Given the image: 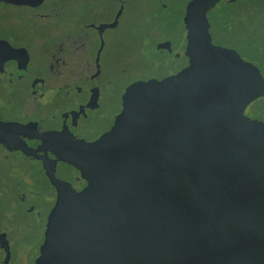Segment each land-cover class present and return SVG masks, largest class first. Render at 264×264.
Instances as JSON below:
<instances>
[{
    "label": "water",
    "instance_id": "95a60500",
    "mask_svg": "<svg viewBox=\"0 0 264 264\" xmlns=\"http://www.w3.org/2000/svg\"><path fill=\"white\" fill-rule=\"evenodd\" d=\"M216 1L187 4V67L130 85L108 132L58 156L87 184L50 176L35 264H264V122L245 115L264 77L212 44Z\"/></svg>",
    "mask_w": 264,
    "mask_h": 264
},
{
    "label": "flooded vegetation",
    "instance_id": "af4514ba",
    "mask_svg": "<svg viewBox=\"0 0 264 264\" xmlns=\"http://www.w3.org/2000/svg\"><path fill=\"white\" fill-rule=\"evenodd\" d=\"M112 1L0 2V264L36 263L58 194L50 176L77 192L86 186L58 156L108 132L130 85L189 64L191 0ZM179 1L175 35L164 28ZM261 14L264 0H217L206 13L212 44L255 65Z\"/></svg>",
    "mask_w": 264,
    "mask_h": 264
},
{
    "label": "rangeland",
    "instance_id": "374dc122",
    "mask_svg": "<svg viewBox=\"0 0 264 264\" xmlns=\"http://www.w3.org/2000/svg\"><path fill=\"white\" fill-rule=\"evenodd\" d=\"M109 1H112V0H108V2ZM184 5L185 4L182 1H179L178 3L173 2L172 13H166V15L169 17L170 22H169V25L164 28L165 32L170 31L172 32V34H175V35L180 34V29H179L181 27L180 19L183 13ZM0 9H3V7H1ZM114 34H116V31H111L109 32L108 35L109 37H112V35ZM258 46L261 48L262 53L260 54V57H259L260 61H254V63L260 69L264 77V43H260ZM121 90L122 88L119 87L118 89L119 93H121ZM254 113H260V120L264 122V97H261L255 100L254 102H252L245 110L246 116H252L254 115Z\"/></svg>",
    "mask_w": 264,
    "mask_h": 264
},
{
    "label": "trees",
    "instance_id": "16d2710c",
    "mask_svg": "<svg viewBox=\"0 0 264 264\" xmlns=\"http://www.w3.org/2000/svg\"><path fill=\"white\" fill-rule=\"evenodd\" d=\"M262 10V9H261ZM262 14H263V10L262 11H260ZM261 14V16L259 17L260 18V20H261V22H259V24H260V27L258 28V30H259V32H260V35H259V38H258V36H254V38L256 39V40H259V41H256V42H258V43H255V52H254V54H255V56H254V58L257 60V61H260V59H259V57H260V54L262 53V50H261V48L258 46L260 43H264V16Z\"/></svg>",
    "mask_w": 264,
    "mask_h": 264
}]
</instances>
